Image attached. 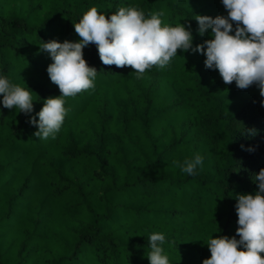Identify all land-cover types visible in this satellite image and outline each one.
I'll use <instances>...</instances> for the list:
<instances>
[{
	"label": "trees",
	"instance_id": "1",
	"mask_svg": "<svg viewBox=\"0 0 264 264\" xmlns=\"http://www.w3.org/2000/svg\"><path fill=\"white\" fill-rule=\"evenodd\" d=\"M128 6L190 24L193 47L211 38L210 29L198 34L195 15L227 16L222 0H0V75L33 99L28 115L0 103V264H150L152 233L165 236L169 264H202L209 238L239 239L236 195L254 194L264 168V97L239 102L246 89L226 85L203 54L178 50L168 67L137 79L131 67L103 65L89 44L83 56L97 70L94 87L64 98L54 139L33 135L30 117L61 95L47 73L51 57L38 46L78 42L74 24L91 7L110 17ZM123 79L124 99L100 92ZM163 89L175 100L158 113L180 115L181 134L155 137L150 94ZM195 140L203 164L188 175L173 161L193 159Z\"/></svg>",
	"mask_w": 264,
	"mask_h": 264
},
{
	"label": "clouds",
	"instance_id": "2",
	"mask_svg": "<svg viewBox=\"0 0 264 264\" xmlns=\"http://www.w3.org/2000/svg\"><path fill=\"white\" fill-rule=\"evenodd\" d=\"M227 16L215 18L195 15L197 32L203 36L210 29V39L193 47L191 25L175 26L162 21L163 11L147 15L137 6L119 7L110 17L98 12L96 7L87 10L74 24L78 42L50 40L39 47L52 60L47 73L58 86L61 95L48 97L43 107L31 116L29 123L38 126L33 135L39 139H54L67 115L65 97H72L94 87L97 70L90 67L83 56V49L95 44L103 65L118 68L131 67L137 79L153 67L165 69L178 50L203 54L207 69L218 70L222 81L235 82L239 89L256 85L264 97V0H222ZM235 24V28L233 27ZM0 96L4 108L19 109L28 115L33 111L31 92L12 84L0 75ZM264 106V100L261 101ZM255 134V130H252ZM243 147V146H242ZM252 151L253 149H248ZM188 175H195L203 158L197 154L183 163L173 161ZM257 185L254 194L236 195L238 228L236 236L209 238L206 245L210 258L202 264H264V168L254 175ZM165 236L152 233L148 238L150 264H169L162 245Z\"/></svg>",
	"mask_w": 264,
	"mask_h": 264
},
{
	"label": "rangeland",
	"instance_id": "3",
	"mask_svg": "<svg viewBox=\"0 0 264 264\" xmlns=\"http://www.w3.org/2000/svg\"><path fill=\"white\" fill-rule=\"evenodd\" d=\"M124 84H125V79L115 83L114 85H111L108 87H101L100 92L106 93V92H112V91L116 90L117 93L118 92L123 93L124 91L122 90V88H123ZM169 85H170V82H169ZM244 91H245L244 95H242L241 100L239 102L245 101V100L251 98L252 96H256V95L260 94L257 86L250 87ZM150 95H154L153 96L154 97V104H153L154 107H153V110L151 112V114H154V115L151 117L159 118V119H157V121L155 123H153L152 121L149 122L148 127H149L150 133L155 137L161 136L163 133L165 134V133L170 132V131H175L177 134H181V133H178L180 130L178 122L182 118L180 115H178L176 112H170V111L167 112L168 110L162 111L160 114L158 113L160 110L164 109L165 106L169 105L170 102L173 103L175 100V96L171 92L167 91L166 89L155 92L153 94L151 93ZM125 97H126V93L119 95V99H124ZM223 111L225 114L229 113V110L227 109V107L224 108ZM102 114L106 115V114H108V111L103 109ZM79 121H80L79 119L75 120L76 126H77V123H79ZM82 121L83 122L87 121V117H85V115L82 116ZM174 126H176V127H174ZM137 131H139V128L134 129V132H137ZM134 132H132L130 134L135 136L136 134ZM190 152H192V150ZM193 154H195V155L199 154L201 157H203V154H204L203 150L201 149L200 144L197 140H195V152ZM174 208H175V205H174V207L170 208L169 210L174 209ZM11 227H12V225H11ZM12 229H13V227H12Z\"/></svg>",
	"mask_w": 264,
	"mask_h": 264
}]
</instances>
